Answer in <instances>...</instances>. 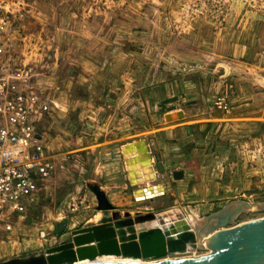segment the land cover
<instances>
[{"label": "rangeland", "instance_id": "obj_1", "mask_svg": "<svg viewBox=\"0 0 264 264\" xmlns=\"http://www.w3.org/2000/svg\"><path fill=\"white\" fill-rule=\"evenodd\" d=\"M2 1L14 13L12 60L29 65L54 102L40 127L55 173L19 233L0 239V263L45 253L102 218L97 188L121 219L202 220L236 201L253 209L232 227L264 218V123L252 73L264 0ZM223 96L229 111L217 105ZM172 112L183 118L167 121ZM139 139L151 144L153 181L164 185L153 200L135 196L143 184L109 193L124 179L106 172L123 167L120 147Z\"/></svg>", "mask_w": 264, "mask_h": 264}, {"label": "water", "instance_id": "obj_2", "mask_svg": "<svg viewBox=\"0 0 264 264\" xmlns=\"http://www.w3.org/2000/svg\"><path fill=\"white\" fill-rule=\"evenodd\" d=\"M176 114L183 118L182 112ZM171 115L166 116L167 121L175 119L168 118ZM145 144L142 140L122 147L131 182L138 179L133 174L132 149L144 148ZM95 193L98 209L104 213L100 221L88 222L45 253L0 264H264V218L231 226L241 213L252 209L249 202H231L196 227L180 216L168 221L162 213L138 214L135 218L128 213L121 219L105 193L98 188ZM257 207L264 210V204ZM157 219L161 226L146 227L147 222ZM210 236L213 238L208 241ZM196 249L209 251L198 257L187 256ZM104 256L118 260L101 259Z\"/></svg>", "mask_w": 264, "mask_h": 264}, {"label": "built area", "instance_id": "obj_3", "mask_svg": "<svg viewBox=\"0 0 264 264\" xmlns=\"http://www.w3.org/2000/svg\"><path fill=\"white\" fill-rule=\"evenodd\" d=\"M13 19L14 13L0 0V232L9 234L19 233L55 173L40 127L54 102L37 90L29 65L13 61L7 50L13 49L9 43L16 33ZM252 73L264 119V48ZM228 101L223 96L217 105L229 111ZM208 251L196 249L189 256Z\"/></svg>", "mask_w": 264, "mask_h": 264}, {"label": "crops", "instance_id": "obj_4", "mask_svg": "<svg viewBox=\"0 0 264 264\" xmlns=\"http://www.w3.org/2000/svg\"><path fill=\"white\" fill-rule=\"evenodd\" d=\"M261 100V98L259 99V101ZM261 102V101H260ZM259 107H260V104H259ZM259 107H258V109H259ZM176 112H172L171 114H175ZM260 114V113H259ZM169 115V114H168ZM167 116V115H166ZM166 116H165V118H166ZM177 118V117H176ZM175 118V119H176ZM260 121L262 122V123H264V119L263 118H260ZM178 122V123H177ZM170 123H172V124H176V125H178V124H180L181 123V121H173V122H170ZM191 123V122H190ZM144 141L146 144H145V149L147 150V153H145L142 157H140V158H137L138 156L136 155L137 154V152H138V150H136L135 149V147L132 149V152L134 153V159H133V161L132 162H134V164H135V167L137 166V167H139L140 166V164L142 165L141 167H139V169H138V174H136V176H137V178H142V175H144L143 174V168L142 167H144L143 166V162H142V160L143 159H148V157H149V160H150V166H151V168H152V170H153V173L155 174V177H156V179H157V174H158V171H157V168L155 167V161H156V159H155V157L153 156V154H152V150H151V144H149V142H147V141H145L144 139H139V140H135V141H131V142H127V143H125V144H128V143H134V142H139V141ZM125 144H123L121 147H120V152H121V159H120V161H123V167H120L119 166V168H109L108 170H109V172H106L107 173V177H109V178H121V179H124V182H123V185H116V184H112L111 183V187H110V189H109V193H110V190H115L116 188H120L122 191H124V190H126L127 188H129L130 186H133V185H136V186H139V187H141V185L143 184V185H145V179H143V181H142V179H141V182H138V183H133V182H131V180H130V176H129V172H128V167H127V159H126V157L124 156V154H123V152H122V147L125 145ZM166 148V150H167V152L168 151H170L171 150V148H172V145L171 144H169V143H167L166 144V146H165ZM138 148V147H137ZM139 149V148H138ZM165 149H164V151H165ZM172 151H173V148H172ZM136 155V156H135ZM172 161H174V160H172ZM161 162L162 163H164L163 165H165V163H167V161L166 160H163L162 158H161ZM98 172H99V170H98ZM121 173L122 175H119V173ZM118 173V174H117ZM155 179V180H156ZM152 182V181H151ZM156 181H153L152 183L153 184H156V185H158V186H160L161 185V187L163 188V190H164V185L163 184H157V183H155ZM120 189H118V190H120ZM135 198V197H134ZM117 199H118V201H120V200H123V202H125V203H128L127 201L128 200H130V197H126V193H124V192H119L118 193V196H117ZM111 203H113L115 206H116V202L113 200V199H111ZM30 215V213L27 215V218H28V216ZM26 218V219H27ZM5 236H7V237H5ZM8 236H9V234H7V233H4V232H0V239H4V238H8ZM2 237V238H1ZM16 239H19V237H16Z\"/></svg>", "mask_w": 264, "mask_h": 264}, {"label": "bare ground", "instance_id": "obj_5", "mask_svg": "<svg viewBox=\"0 0 264 264\" xmlns=\"http://www.w3.org/2000/svg\"><path fill=\"white\" fill-rule=\"evenodd\" d=\"M172 117H177V114L175 113V114H173V115H171V116H168V118H172ZM135 149L136 150H138V152H137V158H140V157H142L145 153H147V150L145 149V146H144V148H137V146H135ZM148 154V153H147ZM135 155V156H136ZM134 158V157H133ZM143 158V157H142ZM142 162H143V166L144 167H142L143 168V174L144 175H142V178L140 177V178H138L137 180H135V181H133V183H138V182H141V179H142V181H143V179H145V186L143 187V188H138L137 190H136V192H135V196L137 197V199L138 200H150V199H152V198H154V197H156L157 196V194H160V193H162V191H163V188L161 187V185L160 186H157V185H153L152 184V182L151 181H153V180H155L156 179V177H155V174L153 173V170H152V168H151V164H150V160H149V157H148V159H143L142 160ZM142 165L140 164V166L139 167H141ZM139 167H135V170H133V174L134 175H136V174H138V169H139ZM149 173H152V175H150ZM152 177V178H151ZM252 209H253V206H252ZM100 218H101V213L96 217V220H100ZM197 218V217H196ZM195 217H193V216H191V218L190 219H188V221L191 223V225H193V226H199L200 225V222L202 221V220H200L199 218H197L196 219ZM95 220V221H96ZM161 226V223H160V220L159 219H157V220H155V221H152V222H147V225H146V227H154V226ZM148 229V228H147ZM213 238V236H210L209 237V239H208V241H210L211 239ZM101 259H104V260H115V259H117L116 257H114V256H104V257H102ZM118 260V259H117ZM85 263V262H84ZM65 264V263H64Z\"/></svg>", "mask_w": 264, "mask_h": 264}]
</instances>
